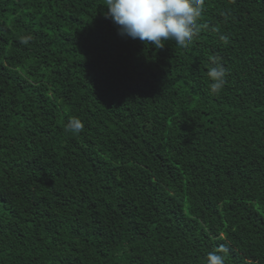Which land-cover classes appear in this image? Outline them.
<instances>
[{"label":"trees","instance_id":"trees-1","mask_svg":"<svg viewBox=\"0 0 264 264\" xmlns=\"http://www.w3.org/2000/svg\"><path fill=\"white\" fill-rule=\"evenodd\" d=\"M106 6L0 0V264H264V0L162 48Z\"/></svg>","mask_w":264,"mask_h":264},{"label":"clouds","instance_id":"clouds-1","mask_svg":"<svg viewBox=\"0 0 264 264\" xmlns=\"http://www.w3.org/2000/svg\"><path fill=\"white\" fill-rule=\"evenodd\" d=\"M205 0H106L108 11L105 17L118 26L119 35L156 47H164V41L174 40L180 47H188L199 33V23L204 11ZM29 38L22 42L28 43ZM227 41V37L221 38ZM227 69L223 65L210 68L207 75L214 81L211 93L218 94L224 87ZM73 132L83 130L78 119L69 122ZM228 247L220 245L207 255V264H225Z\"/></svg>","mask_w":264,"mask_h":264}]
</instances>
